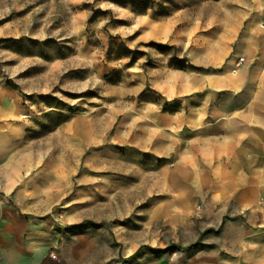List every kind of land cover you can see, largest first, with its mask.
Here are the masks:
<instances>
[{
	"label": "rangeland",
	"instance_id": "rangeland-1",
	"mask_svg": "<svg viewBox=\"0 0 264 264\" xmlns=\"http://www.w3.org/2000/svg\"><path fill=\"white\" fill-rule=\"evenodd\" d=\"M130 2L0 0V203L48 223L59 264H249L247 223L234 243L176 187L169 115L233 57L225 9L244 29L264 0Z\"/></svg>",
	"mask_w": 264,
	"mask_h": 264
},
{
	"label": "crops",
	"instance_id": "crops-1",
	"mask_svg": "<svg viewBox=\"0 0 264 264\" xmlns=\"http://www.w3.org/2000/svg\"><path fill=\"white\" fill-rule=\"evenodd\" d=\"M225 12L224 34L233 39V57L222 72L202 75L200 89L207 92L200 106L169 115L177 135L169 152L175 180L181 182L176 187L200 198L208 225L224 224L227 215L236 218L233 241L244 244L245 221L248 263L264 264V20L256 16L241 29L238 9ZM239 58L240 68L232 73ZM211 91L244 103L210 107ZM49 229L48 223L26 220L21 210L0 203V264H59L49 253L54 247Z\"/></svg>",
	"mask_w": 264,
	"mask_h": 264
},
{
	"label": "trees",
	"instance_id": "trees-1",
	"mask_svg": "<svg viewBox=\"0 0 264 264\" xmlns=\"http://www.w3.org/2000/svg\"><path fill=\"white\" fill-rule=\"evenodd\" d=\"M130 1H132V2H130V3H132V7H137L136 5L138 3H142V0H130Z\"/></svg>",
	"mask_w": 264,
	"mask_h": 264
},
{
	"label": "built area",
	"instance_id": "built-area-1",
	"mask_svg": "<svg viewBox=\"0 0 264 264\" xmlns=\"http://www.w3.org/2000/svg\"><path fill=\"white\" fill-rule=\"evenodd\" d=\"M243 61V58H239L238 62L236 63V66H239V64Z\"/></svg>",
	"mask_w": 264,
	"mask_h": 264
}]
</instances>
